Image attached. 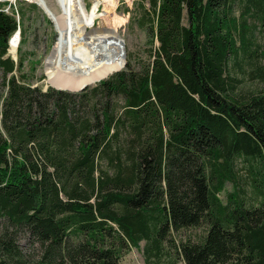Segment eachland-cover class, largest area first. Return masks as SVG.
<instances>
[{
    "label": "trees",
    "instance_id": "16d2710c",
    "mask_svg": "<svg viewBox=\"0 0 264 264\" xmlns=\"http://www.w3.org/2000/svg\"><path fill=\"white\" fill-rule=\"evenodd\" d=\"M7 3L0 264H264V0H135L143 53L80 89L34 83Z\"/></svg>",
    "mask_w": 264,
    "mask_h": 264
},
{
    "label": "rangeland",
    "instance_id": "374dc122",
    "mask_svg": "<svg viewBox=\"0 0 264 264\" xmlns=\"http://www.w3.org/2000/svg\"><path fill=\"white\" fill-rule=\"evenodd\" d=\"M4 1L6 0H0V2H4ZM46 1L48 6L53 11H55L56 13H60V5L58 3V0H46ZM95 1H99L100 5L97 11V15L95 17V23L93 27L88 28L86 26H82L78 30V33L82 38H89L92 35L93 36L99 35V37L102 38V41L104 42L107 48L108 58H109V63L105 70L112 67L113 65H121L123 63L124 49L126 50V54L130 50H132L136 55L142 54L144 50L143 46L145 45V41H146L145 31L135 23L133 24L130 23L132 9L135 6L134 3L135 0H113V1L84 0L88 10L92 9ZM32 2L35 1L8 0V3L2 6L6 10L11 11L12 10L11 6L12 5L16 6L17 4L19 8L20 6H22L26 12L25 21H24L25 25L22 26V29L25 30V35L24 32H22L18 42V46L21 44L24 54H26L27 56L26 60L24 61V70L29 71L31 73L35 84H39L43 87H47L48 85L53 84L57 87L63 86L65 88H69L66 87V85L64 84L61 85L57 83L56 79L57 78L61 79L60 76H62L61 70H58L56 76L52 77L50 74V70H48L47 67V60L52 55L54 48L57 44L58 38L60 37L55 22L53 18L44 10L41 4L35 2L38 4V7H34L31 4ZM16 15L17 18L20 19L19 14L16 13ZM62 15L64 17L63 19H66L65 10L63 11ZM94 28H98V29H96L95 32H89V30H92ZM104 28L115 29L117 33L123 37L124 47L122 46V42L116 33L112 31L104 30ZM257 35L262 40L264 39V31L258 32ZM24 37H25V41H24ZM18 46L15 53L10 51L9 49V53L16 59H18L19 57ZM117 68H115L114 70H116ZM114 70L109 71L103 76H101L103 74L102 73L100 75L101 77L99 76L97 78H94L88 83L93 84L99 79L107 76ZM80 87H75V88L72 87L70 89H80ZM1 92L2 89L0 87V93ZM203 231H204L203 226L194 227V228L192 227V229L182 231V235L191 234L193 238H197L198 233H201ZM177 237L178 239L180 238L178 233H177ZM20 242L23 245V248L27 252L37 251L33 249V246L31 245V241L27 235L21 236ZM144 244L145 241L142 240L141 247H132L127 253L123 255L120 264H146L147 263L146 256L143 250ZM177 264H186V262L183 258H181L177 262Z\"/></svg>",
    "mask_w": 264,
    "mask_h": 264
},
{
    "label": "bare ground",
    "instance_id": "6f19581e",
    "mask_svg": "<svg viewBox=\"0 0 264 264\" xmlns=\"http://www.w3.org/2000/svg\"><path fill=\"white\" fill-rule=\"evenodd\" d=\"M40 1L41 5L48 9L47 12H51L49 14L60 34L54 51L47 60V67L52 77L56 76L58 70L62 71L63 78L62 76H60L61 79L57 78V83L64 84L69 88L80 87L84 83L99 77L102 73L101 76L123 64L113 65L105 70L109 58L102 38L99 35L82 38L78 33L82 26L93 27L100 5L99 1H95L92 9L88 10L84 0H58L60 13L53 11L46 0ZM64 10L66 11V19H63L62 15ZM96 29L98 28L89 30V32H95ZM104 30L116 33L121 40L115 29L104 28ZM14 39L10 44V51L13 53L16 52L18 46V39ZM122 46L124 47L123 42Z\"/></svg>",
    "mask_w": 264,
    "mask_h": 264
},
{
    "label": "water",
    "instance_id": "95a60500",
    "mask_svg": "<svg viewBox=\"0 0 264 264\" xmlns=\"http://www.w3.org/2000/svg\"><path fill=\"white\" fill-rule=\"evenodd\" d=\"M35 2H37L38 4H41V1L40 0H34ZM43 8H44V10L47 12L48 11V9L46 8V7H44V6H42ZM48 14L49 13H51V12H47ZM50 15V14H49ZM120 37H121V40H122V42H123V45H124V39H123V37L120 35ZM11 41H12V39H10V43H11ZM123 55H124V61H123V64L121 65V67L122 66H125L126 65V62H127V59H126V50L124 49V51H123ZM15 58V57H14ZM16 59V58H15ZM120 67V68H121ZM120 68H117V69H120ZM116 69V70H117ZM89 83L88 82H86V83H84L80 88H83V87H85L86 85H88ZM58 87H61V88H65V87H63V86H58Z\"/></svg>",
    "mask_w": 264,
    "mask_h": 264
},
{
    "label": "built area",
    "instance_id": "2783aa9c",
    "mask_svg": "<svg viewBox=\"0 0 264 264\" xmlns=\"http://www.w3.org/2000/svg\"><path fill=\"white\" fill-rule=\"evenodd\" d=\"M21 26H19L16 31L13 33L11 39H14V38H17L18 39V42H19V39H20V36H21Z\"/></svg>",
    "mask_w": 264,
    "mask_h": 264
}]
</instances>
